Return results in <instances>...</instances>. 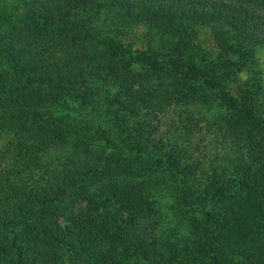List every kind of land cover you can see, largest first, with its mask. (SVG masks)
Here are the masks:
<instances>
[{"label":"trees","instance_id":"1","mask_svg":"<svg viewBox=\"0 0 264 264\" xmlns=\"http://www.w3.org/2000/svg\"><path fill=\"white\" fill-rule=\"evenodd\" d=\"M262 47L264 0H0V264H264Z\"/></svg>","mask_w":264,"mask_h":264},{"label":"rangeland","instance_id":"2","mask_svg":"<svg viewBox=\"0 0 264 264\" xmlns=\"http://www.w3.org/2000/svg\"><path fill=\"white\" fill-rule=\"evenodd\" d=\"M3 1L6 4H17L19 0H3ZM208 44H209V42H208ZM257 55H258V62L260 64V69L262 70V74H263V78H264V47H262L258 50ZM246 78H247L246 73H243L238 77L237 82L232 85V88H233V91L235 94H237V95L239 94V92L241 90V86L243 85Z\"/></svg>","mask_w":264,"mask_h":264}]
</instances>
